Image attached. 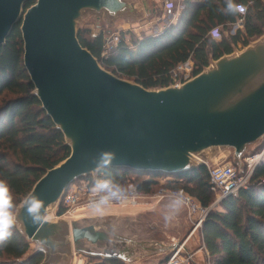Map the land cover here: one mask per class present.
I'll return each instance as SVG.
<instances>
[{"label":"water","instance_id":"obj_1","mask_svg":"<svg viewBox=\"0 0 264 264\" xmlns=\"http://www.w3.org/2000/svg\"><path fill=\"white\" fill-rule=\"evenodd\" d=\"M29 1L0 0V48L20 25L34 95L71 149L30 193L43 201L45 215L61 207L72 183L89 175L98 178L93 159L101 150L115 153L110 168L170 176L208 165L218 148H233L239 163L247 148L264 137V36L241 53L212 61L184 84L148 90L106 70L79 41L86 12L98 18L106 13L113 23L139 19L143 12L135 4L36 0L26 9ZM143 4L145 14L151 15L148 2ZM57 218L34 225L23 202L18 208L20 232L45 248L36 251L45 256L42 264L72 262L73 251L125 261L131 249L148 256L163 250L170 254L182 246L176 240L167 245L146 238L139 248L135 241L144 228L126 229L125 237L110 216ZM142 233L150 237L145 229Z\"/></svg>","mask_w":264,"mask_h":264},{"label":"trees","instance_id":"obj_2","mask_svg":"<svg viewBox=\"0 0 264 264\" xmlns=\"http://www.w3.org/2000/svg\"><path fill=\"white\" fill-rule=\"evenodd\" d=\"M244 13L224 15L223 0H184L178 22L163 35L139 38L130 36V45L121 35L115 52L103 58L104 37L79 33L81 45L108 71L122 79L134 80L145 89H162L173 84L171 73L179 65L193 61V76L208 68L212 61L231 55L239 46L247 48L264 36V0H235ZM36 3L30 0L26 9ZM239 28L220 41L212 31ZM20 25L15 26L7 44L0 48V179H6L15 208L31 193L36 183L71 154L64 134L57 129L42 103L34 95L35 87L24 65V42ZM11 95L13 98H8ZM131 174L150 177L139 183V190L149 192L157 179L170 177L167 185L183 189L209 208L214 199L209 171L199 166L175 175L136 172L108 168L99 178L111 176L124 185ZM63 210L60 209L59 215ZM205 249L213 264H264V160L253 172L250 184L238 196L225 198L220 208L212 210L201 231ZM30 251L29 240L15 224L7 246L0 249L2 264H41L44 254ZM92 259V258H91ZM165 261V259H164ZM0 263V264H1ZM92 264H125L121 260L96 258Z\"/></svg>","mask_w":264,"mask_h":264},{"label":"rangeland","instance_id":"obj_3","mask_svg":"<svg viewBox=\"0 0 264 264\" xmlns=\"http://www.w3.org/2000/svg\"><path fill=\"white\" fill-rule=\"evenodd\" d=\"M126 1L135 4L139 8V10L143 12V17H140L139 19L133 17L122 18L116 20L113 23V21L107 17L108 15L106 13H104L103 16L98 18L97 14H95L92 11H88L85 13L86 16L84 17V19H82V21L79 24L80 32L82 31L86 32L87 34H89V37L90 35L91 37H95L97 35H103V37L106 40H110L108 41L107 47H111L116 42V37H118L119 40H121L122 33L126 35L125 39L127 40V42H129L128 44L130 45L131 35H135L139 38L161 36L163 35V32L167 28L175 25L178 22V20H174L171 17L165 15L166 14L165 0H146L150 8L151 15L145 14L144 6H143L144 0H126ZM173 3L175 5L174 6L175 13L177 12L178 14L179 12L181 13V11L183 10L184 1L174 0ZM240 25L241 22H239L237 25L232 26L228 31L227 30L222 31V29L219 28L215 29L214 31H212L211 37L215 41H220L223 36L227 37L234 34L239 28H241ZM213 32H215V35H213ZM245 49L246 48H242V46H239L238 48L235 49V53H241ZM112 53L114 52L107 50L106 54L110 55ZM191 63H193V61ZM193 70H194V63H193V68L188 69L187 71L184 70L181 76L182 77L190 76L191 79H193L194 78ZM125 80L134 82V80H129V79H125ZM8 98L10 99L13 97L11 95H8ZM208 160L209 163L208 165H206L207 169L208 166L214 167V166L226 165L231 163L238 170L243 171L245 173L248 171V165H250L249 171L251 170V168L255 171L257 166L264 160V137L260 139L256 144L250 145L247 148V150L242 154L239 163H237L235 160V150L233 148H226V147L213 150V153L211 154L210 159ZM86 180L89 181L92 180L91 181L92 183H94L95 181L92 175H89L86 178L79 179L70 185L67 193H69L71 189L74 188L77 189L78 187H80L83 183L87 182ZM250 180L251 178L249 177L247 181V185L250 184ZM147 181H150V177L131 174L128 177L127 183L122 186H124L129 191L133 187L136 186L138 187L139 183L141 182L145 183ZM157 182L158 185L153 186L149 192L140 191L141 196L146 197L142 201L143 202L142 205L137 207H122L117 205H109L107 209L119 208L126 210V209L138 208L135 214L141 219V223L144 226L143 228L153 240L165 242L166 244H172V242L175 240L179 241L182 244V246H184L182 253H180L179 255V258L185 256L186 253L184 252V250H186L187 252L192 254L195 264H213L203 243V239L201 235L202 226L199 227L198 229L195 227V223L189 218L185 206L183 207L181 212L170 223L168 224L165 223L164 205L167 203V199L163 201L161 200L157 201L154 199H156L157 196H159L160 193H162L165 187H168L170 189L171 187L167 185L168 182L166 177L157 179ZM213 199L214 201L212 205L209 207L210 212L212 210L219 209L220 203L224 200L223 199L221 200V202L216 203L218 200V196H216L214 193H213ZM21 204L22 202L19 203L16 209L14 210V215L16 216V218L18 216V208L20 207ZM60 209H62L63 213H65V209L63 208V206L61 207L54 206L53 213L49 215L51 217V221L58 220L57 217L59 215L57 216V213L60 212ZM86 214L88 215L94 213L89 210L79 211L75 213L73 216H67V218L73 219L75 217H80L81 215H86ZM17 223L16 225L19 228L20 223L19 222ZM29 242H30V251L27 256L34 255V253L39 248L45 249L40 242H35L30 240ZM73 252H74L73 261L71 262L70 259H67L63 261L62 264H77L79 260L83 261L82 264H92L93 260L96 259L94 257H87L85 254L76 253V251ZM159 258L161 257H156V258L152 257V259H146L147 262L145 263L164 264L165 261L162 260L160 262Z\"/></svg>","mask_w":264,"mask_h":264},{"label":"built area","instance_id":"obj_4","mask_svg":"<svg viewBox=\"0 0 264 264\" xmlns=\"http://www.w3.org/2000/svg\"><path fill=\"white\" fill-rule=\"evenodd\" d=\"M174 0H165V10H166V16L171 17L174 20H178L180 16V12L178 14L175 13V5L173 3ZM184 1V0H183ZM104 51L102 54L103 58H107L110 55H107V50H110L112 52H115L116 48L120 44L121 40H119L118 37H116V42L113 46L107 47L108 41L104 38ZM192 61H188L184 64L179 65L177 69L172 71L171 78L173 80L172 85L177 84H184L188 82V80L191 79L190 76L188 77H182L181 74L183 71H187L188 69L193 68ZM250 165H248V171H249ZM209 171V177H210V185L212 192L218 196V200L216 203L221 202V200L228 198V197H236L238 196L241 189H245L248 187L247 181L248 178L252 176L254 170L251 168V170L248 172H243L238 170L233 164L229 163L226 165H219L210 167L208 166ZM248 173V174H247ZM87 182L83 183L80 187L77 189H71L69 193L63 198L62 205L65 209V213L60 215V217L67 216H73L75 213L79 211H86L91 209L88 207L89 201L92 198L90 193V188L92 186V180H86ZM183 191L186 198V204L185 208L187 210V213L189 215V218L195 223V227L198 229L199 227H203L204 221L209 215L210 208L203 207L195 198H193L191 195H189L186 191L183 189H173L165 187L162 193H160L159 196H157L154 200H166L169 193L175 192V191ZM146 197L141 196L139 188L133 187L131 190L128 191V198L123 202H112L110 205H117L122 207H137L143 204V200ZM183 247L181 246L178 248L175 252H171L168 254L167 258L165 259L164 264H195V261L193 259L192 254L184 250L186 253L184 257L179 258L180 253L183 251ZM83 263V261H82Z\"/></svg>","mask_w":264,"mask_h":264},{"label":"clouds","instance_id":"obj_5","mask_svg":"<svg viewBox=\"0 0 264 264\" xmlns=\"http://www.w3.org/2000/svg\"><path fill=\"white\" fill-rule=\"evenodd\" d=\"M223 4L224 7L220 8L219 11L224 15L236 16L246 11L245 7L237 4L235 0H223ZM213 35H215V32H213ZM115 158L114 152L101 150L98 156L93 159L95 166L92 171L98 178L95 179L90 188L92 198L88 207L94 214L99 216L105 215L106 209L112 202H123L128 198V190L115 178L110 175L99 178L100 174L105 173V170L111 167ZM185 204L186 198L183 191L178 190L169 193L167 203L164 205L165 223H170L181 212ZM23 206L34 225H41L51 220V217L43 212V201L34 194H29L24 198ZM14 208L15 204L10 186L6 179H0V249L7 246L13 234V228L16 224Z\"/></svg>","mask_w":264,"mask_h":264},{"label":"crops","instance_id":"obj_6","mask_svg":"<svg viewBox=\"0 0 264 264\" xmlns=\"http://www.w3.org/2000/svg\"><path fill=\"white\" fill-rule=\"evenodd\" d=\"M167 180H172V178L167 177ZM137 210L138 208L126 209V210L119 209V208H109V209H106V213L103 216H110L112 219H114L116 223H114L113 225H115L117 228H120L121 231L125 233V237H126V235H128V233L125 231L126 229L129 232L130 229L131 231H133L132 227H136L138 229H141L144 227L143 224L141 223V219L135 214ZM143 230L144 229H141V232H139V235H141V238L135 241V244L139 248L146 241L144 239L148 238L147 239L148 241L152 239L151 237L144 236V234L142 233ZM168 254H169L168 251L163 250L161 252L153 253L148 256L147 255L145 256V255H142L138 251V248H135V249H131L130 252L126 253V257H128V259L126 258L125 261H122V260L121 261L124 262L125 264H149V263H145L147 262L146 259H152V257L153 258L161 257L159 258V261L161 262L162 260L167 258ZM77 264H82V260H79Z\"/></svg>","mask_w":264,"mask_h":264},{"label":"bare ground","instance_id":"obj_7","mask_svg":"<svg viewBox=\"0 0 264 264\" xmlns=\"http://www.w3.org/2000/svg\"><path fill=\"white\" fill-rule=\"evenodd\" d=\"M51 213H53V211H50L48 214H47V216H49ZM51 221V220H50Z\"/></svg>","mask_w":264,"mask_h":264}]
</instances>
